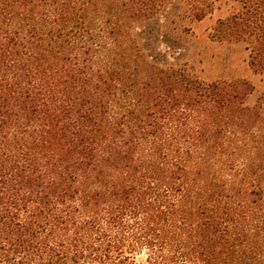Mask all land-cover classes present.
Masks as SVG:
<instances>
[{
    "label": "trees",
    "instance_id": "16d2710c",
    "mask_svg": "<svg viewBox=\"0 0 264 264\" xmlns=\"http://www.w3.org/2000/svg\"><path fill=\"white\" fill-rule=\"evenodd\" d=\"M239 2L212 38L264 74ZM212 4L0 0V264H264V91L189 65Z\"/></svg>",
    "mask_w": 264,
    "mask_h": 264
},
{
    "label": "rangeland",
    "instance_id": "374dc122",
    "mask_svg": "<svg viewBox=\"0 0 264 264\" xmlns=\"http://www.w3.org/2000/svg\"><path fill=\"white\" fill-rule=\"evenodd\" d=\"M240 5L239 0H213L211 13L192 24L194 37L186 46L189 65L192 64L195 73L202 80L246 79L253 86L251 94L245 100V104L251 106L260 101L258 98L264 91V74L254 73L250 68L245 42H226L212 38L216 19L225 18L239 9ZM262 122L264 123L263 120Z\"/></svg>",
    "mask_w": 264,
    "mask_h": 264
}]
</instances>
